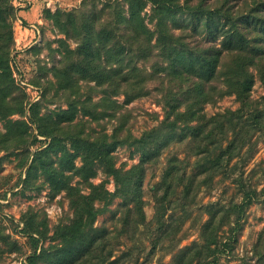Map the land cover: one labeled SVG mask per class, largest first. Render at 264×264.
I'll return each mask as SVG.
<instances>
[{
  "label": "trees",
  "instance_id": "obj_1",
  "mask_svg": "<svg viewBox=\"0 0 264 264\" xmlns=\"http://www.w3.org/2000/svg\"><path fill=\"white\" fill-rule=\"evenodd\" d=\"M202 2L106 0L98 8L91 0L80 20L71 13L54 12L53 22L66 35L74 36L76 45L67 50L69 56L63 65L53 67V74L63 78L59 79V85L64 88L67 81L70 85L75 78L93 80L104 93L103 109H95L97 102L88 107L84 105L86 100L76 97L67 99V108L43 113L39 112V102L31 103L29 118L37 132L28 139L27 122L8 117L15 112L23 114L26 102L24 92L12 77L9 62L16 9L11 0H0V119L4 120L0 149L21 148L38 140V135L44 136L46 145L31 153L25 178L39 171L53 189L65 187L74 211L70 223L54 230L52 238L56 243L34 250L27 256L28 264H119L118 257L110 258L111 251L103 252L106 234L102 228L100 234L95 232V216L118 196L124 205L122 230L132 226V219L142 220L145 165L154 163L160 152L175 140L191 141L195 159L188 169L184 159L167 157L157 182L162 188V199L168 201L169 193L180 186L177 198L180 201L202 184H210L214 176H230L239 199L210 209L200 235L205 255L213 256L203 263L214 264L218 252L227 247L228 251L232 249L230 240H235V235L221 241L217 235L219 226L228 223L232 232L239 230L246 207L264 190L244 176L242 166L252 156L257 141L264 143V11L257 5L234 15L228 7H210ZM83 3L86 5L88 0ZM147 5H150L148 21L144 11ZM105 7H112L106 15ZM255 79L260 80L263 91L258 98L251 97ZM153 80L160 93L163 117L159 124L139 136L124 128V120L115 129H121L120 132L124 129L125 134L113 132L110 136L91 135L83 130V124L74 121L79 109L92 119L101 114L114 115L108 113L109 109L116 110L121 104L109 94L122 93L124 102H128L143 95L148 82ZM224 94H233L238 106L207 115L205 104ZM91 99L88 95L87 100ZM79 102L83 103L81 107ZM123 143L133 146L139 154L138 161L128 168L117 167L114 161L113 151ZM52 154L56 156V164ZM77 157L79 165L75 163ZM260 163L264 176V158ZM98 168L113 177L114 190L105 187L104 182L90 180ZM65 169L78 175L89 191L81 192L79 185L70 184ZM98 201L101 206L95 205ZM25 230L32 231L28 224ZM35 232L45 240L42 230ZM201 252V246L193 252L191 248L180 249L166 264H190ZM254 253L255 264H264V226Z\"/></svg>",
  "mask_w": 264,
  "mask_h": 264
},
{
  "label": "rangeland",
  "instance_id": "obj_2",
  "mask_svg": "<svg viewBox=\"0 0 264 264\" xmlns=\"http://www.w3.org/2000/svg\"><path fill=\"white\" fill-rule=\"evenodd\" d=\"M26 6L32 4V0H25ZM27 1H30L29 3ZM98 8H101L106 0H93ZM196 4L203 1L204 5L224 6L234 14L248 12L251 8L259 6L263 9L264 0H190ZM16 12L13 19L14 42L10 50V67L12 77L19 88L24 92L25 109L23 114L17 112L8 117L24 119L30 132V139L37 130L35 124L30 121L29 106L39 102V112H50L61 108H67L68 98L86 100L84 105L91 107V102H97L95 109H103L104 93L95 86L93 80L75 78V81L67 87L59 85V78L53 74V67L63 65L67 61L68 51L74 48L76 40L74 36H68L53 22V13L59 11L63 14L71 13L80 20L83 11L91 0L84 5L83 0H39L36 16L29 21L22 20L17 15V8L11 0ZM150 5L144 9L146 20H149ZM262 8V9H261ZM105 7V12L111 11ZM151 26V23H149ZM204 35L201 31L200 36ZM217 82V80L215 81ZM94 86V87H90ZM260 80L255 79L251 88V97L258 98L262 94ZM91 96V100L88 99ZM121 106L116 110L109 109L110 114H101L97 118L83 114L78 110L74 121L83 124L84 131L91 135L99 136L106 133L110 136L124 135L125 130L115 129L122 120L124 128L130 134L139 136L143 131L159 124L163 117V108L159 101L160 93L156 89V80L149 81L147 91L128 102H124L122 93L109 94ZM79 106L83 103L79 102ZM238 101L233 94L222 95L214 102L206 103L204 110L209 114L226 108L234 109ZM94 109V108H93ZM107 111V110H106ZM123 116V117H122ZM122 117V118H121ZM79 123V124H80ZM4 120L0 119V130ZM78 124V126H79ZM38 140L21 148L3 150L0 149V264H28L27 256L41 247L55 244L57 240L52 238L56 227L70 223L73 217V207L65 187L59 190L53 189L46 176L39 171L25 178L26 168L31 159V153L46 145L45 137L38 135ZM172 141L164 148L154 163L145 165V174L142 184V198L144 218L140 221L133 220L132 226L121 227V209L123 200L115 197L99 211L93 221L96 233L105 232L106 242L104 251H111L110 258L118 257L119 264H166L175 258L181 249L191 248L193 252L197 246H201L202 252L190 264H198L201 260H211L213 255L206 256V248L200 235L203 223L209 217L210 209L228 205L229 201L239 199L236 185L230 180V176L216 175L210 184H202L189 196L177 201L181 189L178 186L174 192L169 193V200L162 199V188L157 182L170 155L184 159L189 169L195 159L191 152V141ZM115 165L120 168H128L138 161L139 154L128 144H119L113 151ZM56 164V156L51 155ZM264 158V143L260 140L254 146L252 156L242 164L244 176L250 177L258 189H264V176L261 171L260 161ZM80 164V158L75 159ZM264 165V163H262ZM66 168V167H65ZM239 169L236 168V171ZM67 180L72 185H79L80 191L87 193L89 187L80 183V177L70 170L65 169ZM69 176V177H68ZM220 177V178H219ZM93 183L104 182L109 190H114V180L111 175H106L101 168L90 178ZM166 199V198H165ZM101 206L102 202H96ZM242 226L239 230H230L228 223H223L217 230L218 238L226 240L230 235H235V240H230L232 249L228 247L219 253L214 264H255L256 255L254 247L261 229L264 226V190L245 209L241 218ZM25 224L31 233L25 230ZM105 228V229H104ZM42 230L46 238L42 240L36 230ZM101 238L98 239L100 241ZM99 248V245L97 249ZM105 249V250H104ZM96 251V250H95ZM93 251V255L95 254ZM45 264V262H41ZM200 264V263H199Z\"/></svg>",
  "mask_w": 264,
  "mask_h": 264
},
{
  "label": "crops",
  "instance_id": "obj_3",
  "mask_svg": "<svg viewBox=\"0 0 264 264\" xmlns=\"http://www.w3.org/2000/svg\"><path fill=\"white\" fill-rule=\"evenodd\" d=\"M38 7H39V0H32V4H30V6H26V5L24 6L23 4L18 5L17 15L22 20L29 21L36 16Z\"/></svg>",
  "mask_w": 264,
  "mask_h": 264
},
{
  "label": "built area",
  "instance_id": "obj_4",
  "mask_svg": "<svg viewBox=\"0 0 264 264\" xmlns=\"http://www.w3.org/2000/svg\"><path fill=\"white\" fill-rule=\"evenodd\" d=\"M14 1V4H16V6H18V5H26V1L24 0V1H22V0H13ZM28 2V1H27ZM29 3V2H28Z\"/></svg>",
  "mask_w": 264,
  "mask_h": 264
}]
</instances>
